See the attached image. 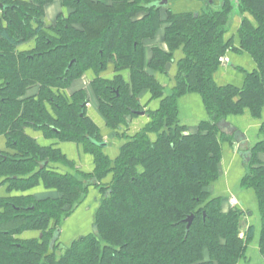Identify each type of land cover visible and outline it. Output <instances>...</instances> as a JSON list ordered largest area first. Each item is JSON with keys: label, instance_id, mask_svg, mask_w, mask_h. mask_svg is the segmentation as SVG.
<instances>
[{"label": "trees", "instance_id": "trees-1", "mask_svg": "<svg viewBox=\"0 0 264 264\" xmlns=\"http://www.w3.org/2000/svg\"><path fill=\"white\" fill-rule=\"evenodd\" d=\"M51 1L0 0V136L12 152L0 151V188L6 190L0 196V264H236L253 226L242 233L246 213L235 206L223 211L222 198L212 197L208 187L218 178L226 138L216 123L246 109L259 117L264 108V0H238V47L225 37L232 0H221L217 8L203 0L193 11L156 7L157 0H63L70 13L46 26L44 6ZM162 27L167 50L152 47L145 65L143 41ZM29 40H34L31 50H17ZM177 50L183 55L165 95L153 72H164ZM229 50L246 52L256 63L241 87L219 86L213 79ZM109 61L116 74L104 79L99 74ZM87 70L96 75L91 85L111 129L127 126L143 110L142 92L160 99L157 109L146 112L149 121L125 136L112 159L85 113V92H64ZM189 92L200 94L209 116L193 134H186L177 118L176 100ZM29 126L45 137L83 144L94 158L93 171L78 177L59 172L52 164L74 165L54 145L29 136ZM260 132L264 136V122ZM246 150L240 185L255 193L264 256V139ZM40 184L55 196L27 193ZM91 185L99 192L93 232L65 246L56 240L51 247L54 231ZM28 230L38 236L19 237Z\"/></svg>", "mask_w": 264, "mask_h": 264}, {"label": "crops", "instance_id": "crops-1", "mask_svg": "<svg viewBox=\"0 0 264 264\" xmlns=\"http://www.w3.org/2000/svg\"><path fill=\"white\" fill-rule=\"evenodd\" d=\"M107 3L108 0H97ZM203 0H169L168 6L175 11H188L178 10L180 8H173L174 5L185 4L192 5V10H198L202 6ZM63 0H52L44 6V14L42 20L44 24L51 25L56 21L59 14L64 16L68 15L71 8L63 5ZM164 15V10H162ZM240 17L235 15L232 17L228 31L225 37H233V44L235 47L239 46V39L237 36V29L239 27ZM164 30L163 27L156 33L153 39H145L144 43V59L145 65L149 62L152 56V47H159L167 50L164 43ZM34 47V40L22 42L17 46L18 51H29ZM182 51L177 50L174 53L173 59L170 60L164 72H153L154 77L158 83L164 88L165 95L171 93V89L175 83V76L177 74L176 61L182 57ZM227 61H221L219 67L213 74L215 83L219 86L233 85L241 87L244 83L245 72L253 71L256 69V63L250 54L246 52L227 51L225 56ZM146 67V66H145ZM147 69V68H146ZM116 72L113 62L109 61L106 68L99 74L104 79H112ZM122 75L126 81L129 80V72L122 71ZM93 70L85 71L80 78L74 80L68 88L64 90L66 95L70 96L73 92L83 90L86 94L87 103L85 106L86 115L95 123L99 128L102 142L105 143L103 153L109 158H114L119 151V147L125 142V136H132L138 132L149 121L147 111H153L159 107L160 99L153 98L149 91H144L139 96V102L144 110L143 115L137 114L130 117L127 121L126 128L121 126L119 130L109 128L101 113L98 109V100L94 94L91 81L95 77ZM36 91L34 88L32 92ZM177 118L181 125H184L185 133H195L198 130L200 122L209 119L207 110L200 94L196 92H189L181 95L176 100ZM226 121L235 129L240 130L245 134L246 140L244 144L234 141L231 135L221 131L225 139L221 140V159L218 167V178L209 185L208 190L212 197L222 198V209L227 211L233 207L230 203L231 198H235L237 203L235 207L243 210L246 214L242 218V233L250 226H253V236L246 245L244 257L241 258L236 264H264V256L259 251V239L261 236L262 224L258 212V204L255 193L252 189L244 188L240 185L242 176L246 170V158L241 154V151L251 147L254 143L263 138L260 132V127L264 122V108H262L259 117H253L246 109L241 114L228 115ZM25 132L33 137L41 145H54L60 149L65 155L66 159L74 166L59 163L52 164L59 172H70L77 177L81 173H91L94 169V158L91 154L87 153L82 145L75 142L58 141L55 138H48L43 133L33 127H26ZM228 136H230L228 138ZM228 138V139H227ZM150 139L154 140L155 135L151 134ZM6 149V139L0 136V151ZM264 161V158L261 156ZM75 169V170H74ZM111 176L108 175L103 179V182H108ZM6 192L5 186L0 188V196ZM27 193H31L37 197H53L55 196L54 190L45 189L42 184L30 189ZM99 192L96 186L91 185L88 188L86 196L82 202L76 206L73 212L62 222L59 227L60 232L57 238V243L61 245H69L73 240L87 235L94 230V214L99 203ZM243 235V234H242ZM38 236V232L28 230L22 232L19 237L22 239H30Z\"/></svg>", "mask_w": 264, "mask_h": 264}, {"label": "water", "instance_id": "water-1", "mask_svg": "<svg viewBox=\"0 0 264 264\" xmlns=\"http://www.w3.org/2000/svg\"><path fill=\"white\" fill-rule=\"evenodd\" d=\"M221 0H208L209 3H214V7H218L220 4ZM235 3V6L233 8V10L230 13V18L229 21L231 22L232 17L237 15L240 17V14L237 10L238 7V0H232ZM153 5H155L156 7H164L168 5V0H157L156 2L153 3ZM0 7H3V5L0 3ZM71 64V62L69 63V65ZM136 114L139 115H143L144 114V110H140V111H136ZM218 129L220 131H223L224 133L231 135L234 139L235 142L240 143V144H244L245 140H246V136L244 133H242L240 130L235 129L234 127H232L225 118L220 119L217 123H216ZM264 139V136H263ZM101 146L105 147V143L102 142ZM241 154L244 156V158H246L249 155V151L248 150H243L241 151ZM192 215H190L186 221H187V225H186V231L188 230L191 221H192ZM60 229H56L53 233V236L51 238L50 241V246L52 247V245L56 242L58 235H59Z\"/></svg>", "mask_w": 264, "mask_h": 264}, {"label": "rangeland", "instance_id": "rangeland-1", "mask_svg": "<svg viewBox=\"0 0 264 264\" xmlns=\"http://www.w3.org/2000/svg\"><path fill=\"white\" fill-rule=\"evenodd\" d=\"M169 1V0H168ZM188 2H189V0H187ZM175 7H173V8H180V9H178V10H187V8H190L189 10H191V11H193V10H195V9H191V8H193L192 7V5H185V4H178V5H174ZM185 6H187V8H185ZM123 127H125L126 128V126H123ZM68 142H71V141H68ZM81 144V143H80ZM82 146L81 147H83L84 148V145L83 144H81ZM4 152H7V153H12L11 151H8V150H4ZM56 164H58V163H56Z\"/></svg>", "mask_w": 264, "mask_h": 264}, {"label": "built area", "instance_id": "built-area-1", "mask_svg": "<svg viewBox=\"0 0 264 264\" xmlns=\"http://www.w3.org/2000/svg\"><path fill=\"white\" fill-rule=\"evenodd\" d=\"M221 60H222V61H227V59H226L225 57L221 58ZM230 203H231L232 205H235V204L237 203V201H236L235 198H231V199H230Z\"/></svg>", "mask_w": 264, "mask_h": 264}]
</instances>
